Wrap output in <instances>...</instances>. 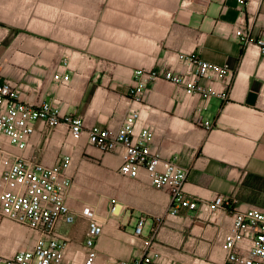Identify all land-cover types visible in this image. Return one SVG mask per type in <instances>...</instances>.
Masks as SVG:
<instances>
[{"label": "crops", "instance_id": "0c3cea01", "mask_svg": "<svg viewBox=\"0 0 264 264\" xmlns=\"http://www.w3.org/2000/svg\"><path fill=\"white\" fill-rule=\"evenodd\" d=\"M27 1L0 0V78L13 81L26 103L53 102L61 115L81 118L85 132L76 138L66 125L50 129L37 122L24 151L3 145L46 166L72 159L66 202L76 220L56 229L66 243V263L84 264L86 233L96 221L102 234L94 264L139 260L147 239L159 255L152 264H227L221 240L232 214L264 210V48L257 43L264 37V0H194L188 6L182 0H97L98 8L86 5L81 31H73L65 47L39 21L27 20L33 16ZM179 55L227 66L225 77L199 82L218 94L207 101L188 97L159 79L148 85L141 104L133 102L136 70L191 78L194 67ZM56 72L69 75L68 82H56ZM130 109L141 112L136 130L154 131L152 150L189 171L185 197L199 205L222 197V208L185 207L173 217L169 190L152 187L145 172L125 177L119 151L89 144L88 129L116 130ZM37 239L0 212V257L31 249Z\"/></svg>", "mask_w": 264, "mask_h": 264}, {"label": "built area", "instance_id": "2783aa9c", "mask_svg": "<svg viewBox=\"0 0 264 264\" xmlns=\"http://www.w3.org/2000/svg\"><path fill=\"white\" fill-rule=\"evenodd\" d=\"M193 1L182 0V4L188 6ZM236 36L242 42L246 41L241 30L236 31ZM257 43L264 48V37ZM179 58L187 60L194 67L191 78L171 70H136L134 86L130 91L132 101L141 104L148 85L159 79L182 87L188 97L198 95L207 101L218 93L212 86H202L200 80L225 77L231 72L227 66L215 65L197 57L179 55ZM54 80L66 84L69 75L56 72ZM220 96L227 99L228 93ZM140 113L138 109H130L116 130L91 127L86 131L89 144L105 153L119 151L122 154L120 172L125 177L138 178L145 172L152 187L169 190L173 200L170 215L173 217L178 216L180 209L185 207L207 211L222 208L225 204L222 197L211 204L202 205L185 197L183 187L189 171L174 160L163 159L152 150L154 131L148 126L136 130ZM37 122L45 123L50 129L66 125L70 135L76 138L85 132L81 118L61 115L53 102L26 103L13 81L0 78V212L3 218L38 234L31 249L0 257L1 264H68L65 261L66 243L56 233V229L62 223L73 224L76 220L66 202L72 184L69 175L72 159L63 157L53 166H46L12 154L3 145L7 141L24 151L36 133ZM204 126L211 127L207 122ZM114 210L115 206L111 211ZM83 214L88 215L89 209H85ZM231 219V226L221 240V250L227 256V264H264V210L235 211ZM144 224L143 219L138 221L134 230L137 238L142 236ZM101 234L102 226L92 221L86 233L84 264H94L95 244ZM143 244L145 253L141 259L120 264H152L159 255L154 253L151 239L144 240Z\"/></svg>", "mask_w": 264, "mask_h": 264}, {"label": "rangeland", "instance_id": "374dc122", "mask_svg": "<svg viewBox=\"0 0 264 264\" xmlns=\"http://www.w3.org/2000/svg\"><path fill=\"white\" fill-rule=\"evenodd\" d=\"M24 4L33 15L27 20L39 21L47 32L56 35L61 47L67 46L66 41L73 31H81L86 5L98 8L97 0L90 3L84 0H28Z\"/></svg>", "mask_w": 264, "mask_h": 264}]
</instances>
